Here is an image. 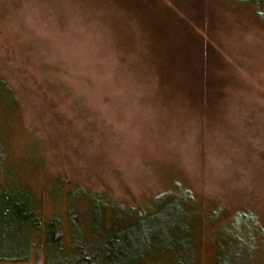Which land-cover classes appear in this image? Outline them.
I'll return each mask as SVG.
<instances>
[{
  "label": "rangeland",
  "instance_id": "1",
  "mask_svg": "<svg viewBox=\"0 0 264 264\" xmlns=\"http://www.w3.org/2000/svg\"><path fill=\"white\" fill-rule=\"evenodd\" d=\"M258 4L0 0V264H264Z\"/></svg>",
  "mask_w": 264,
  "mask_h": 264
},
{
  "label": "trees",
  "instance_id": "2",
  "mask_svg": "<svg viewBox=\"0 0 264 264\" xmlns=\"http://www.w3.org/2000/svg\"><path fill=\"white\" fill-rule=\"evenodd\" d=\"M249 2L251 4H258L259 0H242ZM260 19L264 20V10L259 14ZM204 91V88L201 92ZM9 92H11V89L9 88ZM201 92L198 96L201 95ZM12 93V92H11ZM196 94V92H194ZM197 97H194L195 100ZM12 98L15 103V98L12 95ZM81 190V189H80ZM94 194H100V193H91L89 198H93ZM0 197H3L0 193ZM7 205V204H6ZM9 206H5L4 204H0V224L3 226L1 227H7L10 231H14V233L19 232L20 234H28V238H32L35 233H37L39 236L42 237V231L44 232V226L46 224V237L48 240L57 241L62 239L64 233L62 232L63 229L55 227V223H57L58 219L53 220L52 222H44L41 219L40 214L38 213V202L36 197L34 196L33 192L30 190L26 193H15L12 195H9ZM240 212L238 214L239 218L241 216H249V213L244 211H238ZM9 225V226H8ZM7 228H2V230H6ZM41 241V238L40 240ZM26 257V256H25ZM5 259V258H3ZM9 259H12L9 257ZM14 260V259H12Z\"/></svg>",
  "mask_w": 264,
  "mask_h": 264
}]
</instances>
